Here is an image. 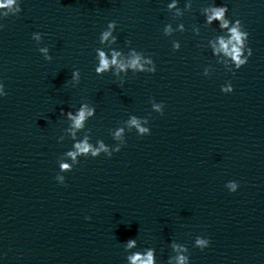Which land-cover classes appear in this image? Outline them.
Instances as JSON below:
<instances>
[{
	"label": "clouds",
	"instance_id": "clouds-1",
	"mask_svg": "<svg viewBox=\"0 0 264 264\" xmlns=\"http://www.w3.org/2000/svg\"><path fill=\"white\" fill-rule=\"evenodd\" d=\"M15 3V0H6V2H0V8L6 7V6H12ZM168 7H175V4H170ZM17 11H20L18 8ZM229 11L228 7L226 5L224 6H213L210 9L211 14L206 15V22L211 24L213 21H218L219 26L221 28H228L230 33V38L225 41L224 38H220L219 44L220 48L216 49V51H223L228 57L232 59V61L235 63V66L237 69H240L242 66H244L248 62V58L252 55V50L247 46V55L244 54L245 52V46L246 41L248 40L249 33L247 31H241V21L236 20L233 23V26L229 28V20L225 18V14ZM109 29H112L115 27V21H111L108 24ZM182 28V26H181ZM166 32H170L171 28H166ZM111 35L110 31L103 33V39L107 40L108 37ZM115 39V38H114ZM130 42V41H129ZM231 46V47H229ZM181 45L179 43L174 42L173 44V50L176 51L180 49ZM40 51L47 53V48H42ZM117 56H119V53H113L112 59L109 60L106 58L104 52H99V66L95 69L96 73H103L107 71L110 67V65H116L119 69L124 70L126 68H132L140 71H144V66L140 63V57L134 56L128 64H124L122 62H118ZM46 59L50 60L51 57H46ZM147 63H152V61H146ZM152 73H155L156 66H154L152 69H150ZM78 72L73 73V78L78 79ZM233 91V88L228 89H222V92L230 93ZM7 93L3 94V96H6ZM157 110L159 111V106H157ZM94 110L90 109L87 105H81L78 113L76 115H73L71 112L67 113L68 118L73 121V127L76 129L82 128L84 126V121L87 117H91L93 115ZM163 114V113H162ZM130 123L134 126H136L140 133L144 134H150L149 130L146 128H143L140 126L139 121H137L135 118H133ZM120 135L119 132H117V137ZM76 151L69 152L68 155L72 157L73 160H75L76 156L78 154L87 155L89 152H91V155L93 157H97L101 151H104L108 154V157L112 156V152H110L103 143H100L99 148H93L92 145H90L87 142V138L84 140V142L77 143L75 145ZM120 148H116L115 152H119ZM61 169L68 170L70 169V165L67 163L61 164ZM60 179H63L61 177ZM236 184H232L231 188L233 191L236 190ZM86 219H90V217H86ZM197 245L201 246V248L205 247L208 244V241L200 240L198 239L196 241ZM135 245L134 240L128 241V247L131 248ZM131 261V264H153V252L152 250H149L146 255L142 256L140 254L132 255L128 258ZM186 258L184 256L178 257V264H185Z\"/></svg>",
	"mask_w": 264,
	"mask_h": 264
}]
</instances>
